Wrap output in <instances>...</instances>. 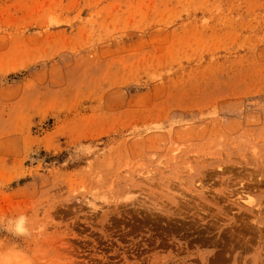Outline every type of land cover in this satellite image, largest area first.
<instances>
[{
    "label": "rangeland",
    "instance_id": "obj_1",
    "mask_svg": "<svg viewBox=\"0 0 264 264\" xmlns=\"http://www.w3.org/2000/svg\"><path fill=\"white\" fill-rule=\"evenodd\" d=\"M0 264H264V0H0Z\"/></svg>",
    "mask_w": 264,
    "mask_h": 264
},
{
    "label": "bare ground",
    "instance_id": "obj_2",
    "mask_svg": "<svg viewBox=\"0 0 264 264\" xmlns=\"http://www.w3.org/2000/svg\"><path fill=\"white\" fill-rule=\"evenodd\" d=\"M249 200V199H248Z\"/></svg>",
    "mask_w": 264,
    "mask_h": 264
}]
</instances>
